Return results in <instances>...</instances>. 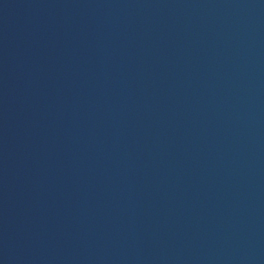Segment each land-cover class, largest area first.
Masks as SVG:
<instances>
[{"label": "water", "instance_id": "95a60500", "mask_svg": "<svg viewBox=\"0 0 264 264\" xmlns=\"http://www.w3.org/2000/svg\"><path fill=\"white\" fill-rule=\"evenodd\" d=\"M0 264H264V0H0Z\"/></svg>", "mask_w": 264, "mask_h": 264}]
</instances>
